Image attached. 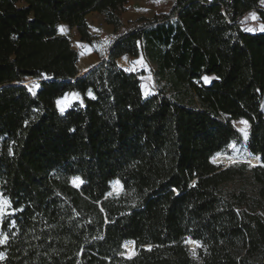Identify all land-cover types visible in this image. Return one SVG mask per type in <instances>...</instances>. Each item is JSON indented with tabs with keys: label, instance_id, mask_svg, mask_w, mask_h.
Segmentation results:
<instances>
[{
	"label": "trees",
	"instance_id": "trees-1",
	"mask_svg": "<svg viewBox=\"0 0 264 264\" xmlns=\"http://www.w3.org/2000/svg\"><path fill=\"white\" fill-rule=\"evenodd\" d=\"M128 1L0 0V264H264V32L242 24H264L261 0H174L125 27ZM93 12L114 36L78 77L59 26L91 45ZM233 145L259 165L213 162Z\"/></svg>",
	"mask_w": 264,
	"mask_h": 264
},
{
	"label": "rangeland",
	"instance_id": "rangeland-1",
	"mask_svg": "<svg viewBox=\"0 0 264 264\" xmlns=\"http://www.w3.org/2000/svg\"><path fill=\"white\" fill-rule=\"evenodd\" d=\"M173 1L174 0H129L125 5L124 12L121 15V19L126 27L127 23L134 21L139 17L143 16L152 18L154 15L168 12ZM261 7L264 8V3L261 4ZM253 13L246 14L242 18L243 29L245 30L246 28H251L254 29V31L248 32H261L259 28L262 24L260 23L256 13L254 14L257 18H252ZM86 21L89 26V32L96 37V40L91 45L82 42L74 29H69L64 24H61L59 26L60 34L66 36L70 40L71 46L78 53L77 68L79 72L85 69L82 71V73H85L86 71H88V69L96 65L101 58H106L105 53L108 49L110 40L114 36L113 30L109 29L110 26L108 27V25L103 22V18L100 14L95 12L90 13L86 16ZM117 64L129 72L142 73V75L140 76V80L143 95L145 92L150 93L148 96L154 93L155 84L152 72L140 57H123L117 60ZM211 78L212 77H208V80H205L203 77L202 82L204 84H208ZM31 90H34V88L31 87ZM59 101L60 104H57V108L61 113L65 112L69 107H71L74 102L82 103V99L77 93H68ZM61 108H63L64 110L61 111ZM262 108L264 109V102ZM234 125L236 129L241 133L244 142L246 138L240 131V129L244 128L247 132L248 126L239 122H236ZM232 151L233 155H225L228 157L222 159L216 164H221L225 167L236 162H246L249 165H253L250 158H245L243 145L234 147L232 146ZM229 157L233 158V160ZM213 162H217L216 159H213ZM73 185L78 187L79 182L73 181ZM114 187L115 185L113 186V189ZM4 201L5 200L0 196V209H2V211H0V219L2 214L7 212L8 210V204L5 205L3 203ZM126 252L127 256H131L133 254V248L131 250H126Z\"/></svg>",
	"mask_w": 264,
	"mask_h": 264
},
{
	"label": "snow or ice",
	"instance_id": "snow-or-ice-1",
	"mask_svg": "<svg viewBox=\"0 0 264 264\" xmlns=\"http://www.w3.org/2000/svg\"><path fill=\"white\" fill-rule=\"evenodd\" d=\"M261 3H264V0H261ZM252 18H253V19H256V18H257V17L255 16L254 13L252 14ZM259 30H260L261 32H264V24L260 25ZM245 31H254V29L246 28ZM204 79H205V80H208V77H204ZM37 87H38V85H37ZM29 90L31 91V89H29ZM149 94H150L149 92H145V93H144L145 96H148ZM74 95H75V94H74ZM57 104L59 105V104H60V101H57ZM63 110H64V109L61 108V111H63ZM239 123L244 124V125H247V124H248V122H247L246 120H241ZM240 131L244 134L245 138H247L248 133L245 131V129H244V128H241ZM233 147H234V145H233ZM76 179H78V178H76ZM81 183H82V181H81ZM116 183L119 184V181H117ZM121 187H122V186H121ZM3 203H4L5 205H7L9 202H8V201H4ZM0 211H2V209H0ZM7 240H8V237H7L6 235L3 236V238H0V244H4V243H6ZM188 242H189V243H194V244H196L197 246H200V242H199V241H193V240H190V241H188ZM193 255H194V256L196 255L195 251H193ZM129 258H131V257H129Z\"/></svg>",
	"mask_w": 264,
	"mask_h": 264
},
{
	"label": "water",
	"instance_id": "water-1",
	"mask_svg": "<svg viewBox=\"0 0 264 264\" xmlns=\"http://www.w3.org/2000/svg\"><path fill=\"white\" fill-rule=\"evenodd\" d=\"M98 63H99V62H98ZM98 63H97V64H98ZM97 64H96V65H97ZM94 66H95V65H94ZM81 75H83V74L80 73V74L78 75V77L81 76ZM33 82H36V81H35V80H29V81H26V82L24 83V85H28V84L33 83ZM249 158H253V157H249ZM256 162H257V163H256V164H253V165H259V161H258L257 159H256ZM214 163L216 164V163H218V162H214ZM119 187H120V186H119ZM119 189H120V188H119ZM119 189H117L116 187H114L113 191H114V192H117V191H119ZM190 240H191V239H188V240H187V245H188L189 249L192 250V249H194L195 244L193 243V246H192V245L188 242V241H190ZM131 246H132V248H133V245H132V244H131ZM123 248H124V250H127V248H126L125 245H124Z\"/></svg>",
	"mask_w": 264,
	"mask_h": 264
},
{
	"label": "bare ground",
	"instance_id": "bare-ground-1",
	"mask_svg": "<svg viewBox=\"0 0 264 264\" xmlns=\"http://www.w3.org/2000/svg\"><path fill=\"white\" fill-rule=\"evenodd\" d=\"M81 74H83V73H81ZM226 157H228V156L218 155V156H216V161H217V162H220L222 159H225ZM229 158L233 160V158H231V157H229ZM250 159H251L252 164H256V163H257L255 158H250ZM74 182H75V181H74ZM76 182H78V181H76ZM75 187H76V186H75ZM115 187H116L117 189L120 188L119 185H118L117 183H115ZM190 244L193 246V243H190ZM125 246H126L127 250H131V249H132L131 243H126Z\"/></svg>",
	"mask_w": 264,
	"mask_h": 264
},
{
	"label": "crops",
	"instance_id": "crops-1",
	"mask_svg": "<svg viewBox=\"0 0 264 264\" xmlns=\"http://www.w3.org/2000/svg\"><path fill=\"white\" fill-rule=\"evenodd\" d=\"M108 27H109V26H108ZM109 29H112V30H113V28H112L111 26L109 27ZM83 70H85V69H83ZM83 70H82V71H83ZM82 71H81L80 73H82Z\"/></svg>",
	"mask_w": 264,
	"mask_h": 264
},
{
	"label": "clouds",
	"instance_id": "clouds-1",
	"mask_svg": "<svg viewBox=\"0 0 264 264\" xmlns=\"http://www.w3.org/2000/svg\"><path fill=\"white\" fill-rule=\"evenodd\" d=\"M214 159H216V157Z\"/></svg>",
	"mask_w": 264,
	"mask_h": 264
}]
</instances>
